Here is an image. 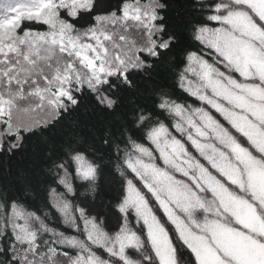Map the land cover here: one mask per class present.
<instances>
[{
    "label": "snow or ice",
    "instance_id": "1",
    "mask_svg": "<svg viewBox=\"0 0 264 264\" xmlns=\"http://www.w3.org/2000/svg\"><path fill=\"white\" fill-rule=\"evenodd\" d=\"M0 264H264V0H2Z\"/></svg>",
    "mask_w": 264,
    "mask_h": 264
},
{
    "label": "rangeland",
    "instance_id": "2",
    "mask_svg": "<svg viewBox=\"0 0 264 264\" xmlns=\"http://www.w3.org/2000/svg\"><path fill=\"white\" fill-rule=\"evenodd\" d=\"M0 2H2V0H0ZM16 2L19 4L27 5V4H30L32 0H16Z\"/></svg>",
    "mask_w": 264,
    "mask_h": 264
}]
</instances>
